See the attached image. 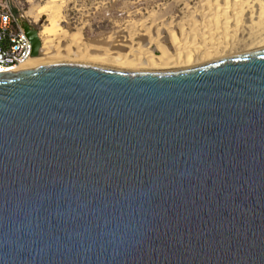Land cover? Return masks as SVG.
<instances>
[{"label":"water","instance_id":"95a60500","mask_svg":"<svg viewBox=\"0 0 264 264\" xmlns=\"http://www.w3.org/2000/svg\"><path fill=\"white\" fill-rule=\"evenodd\" d=\"M0 264H264V47L0 73Z\"/></svg>","mask_w":264,"mask_h":264},{"label":"bare ground","instance_id":"6f19581e","mask_svg":"<svg viewBox=\"0 0 264 264\" xmlns=\"http://www.w3.org/2000/svg\"><path fill=\"white\" fill-rule=\"evenodd\" d=\"M31 2L33 21H48L38 33L40 52L9 75L62 62L180 70L264 47V0ZM70 12L82 25L73 33L62 24L70 22ZM95 20L112 29L87 38L85 28Z\"/></svg>","mask_w":264,"mask_h":264},{"label":"built area","instance_id":"2783aa9c","mask_svg":"<svg viewBox=\"0 0 264 264\" xmlns=\"http://www.w3.org/2000/svg\"><path fill=\"white\" fill-rule=\"evenodd\" d=\"M27 4L30 0H0V73H7L32 56L33 46L20 14Z\"/></svg>","mask_w":264,"mask_h":264},{"label":"rangeland","instance_id":"374dc122","mask_svg":"<svg viewBox=\"0 0 264 264\" xmlns=\"http://www.w3.org/2000/svg\"><path fill=\"white\" fill-rule=\"evenodd\" d=\"M31 1H38L43 2L44 0H30L31 4H27L24 11H21V17L23 20H28L39 32L44 30V25L48 23L47 17H44L41 21L35 22L33 21V18H31L28 14L29 10L31 9L33 3ZM46 1V0H45ZM163 1H169V0H163ZM77 12H70L69 13V20L70 22H63V26L68 29L70 32H77V28L81 27L80 24L79 15L76 14ZM69 23V24H68ZM109 25V26H108ZM70 26V28H69ZM112 29L111 25L108 22H99V21H92L91 26H86L85 28V36L90 39H94L95 36H97L100 32L108 31L109 29ZM110 29V30H111ZM109 30V31H110ZM38 32V33H39Z\"/></svg>","mask_w":264,"mask_h":264}]
</instances>
